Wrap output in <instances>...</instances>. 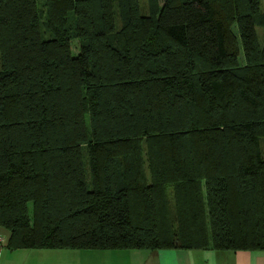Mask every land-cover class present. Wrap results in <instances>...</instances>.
Wrapping results in <instances>:
<instances>
[{"label": "trees", "instance_id": "1", "mask_svg": "<svg viewBox=\"0 0 264 264\" xmlns=\"http://www.w3.org/2000/svg\"><path fill=\"white\" fill-rule=\"evenodd\" d=\"M145 1L0 0L7 250L264 251V0Z\"/></svg>", "mask_w": 264, "mask_h": 264}, {"label": "crops", "instance_id": "2", "mask_svg": "<svg viewBox=\"0 0 264 264\" xmlns=\"http://www.w3.org/2000/svg\"><path fill=\"white\" fill-rule=\"evenodd\" d=\"M0 264H264V251L221 250H7Z\"/></svg>", "mask_w": 264, "mask_h": 264}, {"label": "rangeland", "instance_id": "3", "mask_svg": "<svg viewBox=\"0 0 264 264\" xmlns=\"http://www.w3.org/2000/svg\"><path fill=\"white\" fill-rule=\"evenodd\" d=\"M163 0H158V3L159 5L162 3ZM145 0H139V3H140V7L142 8V10H145L144 9V5H145ZM71 50H72V54L75 55L77 53V43L75 40H73L71 42ZM5 234V231L0 229V235L3 236Z\"/></svg>", "mask_w": 264, "mask_h": 264}, {"label": "built area", "instance_id": "4", "mask_svg": "<svg viewBox=\"0 0 264 264\" xmlns=\"http://www.w3.org/2000/svg\"><path fill=\"white\" fill-rule=\"evenodd\" d=\"M2 244V238L0 237V245Z\"/></svg>", "mask_w": 264, "mask_h": 264}]
</instances>
